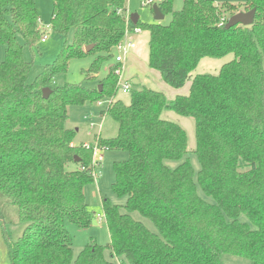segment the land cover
<instances>
[{"label":"trees","instance_id":"obj_1","mask_svg":"<svg viewBox=\"0 0 264 264\" xmlns=\"http://www.w3.org/2000/svg\"><path fill=\"white\" fill-rule=\"evenodd\" d=\"M126 1L52 0L50 27L65 45L28 83L31 63L23 46L32 49L43 36L35 1L0 0V194L24 225L15 240L2 231L9 264H222V255L264 264V0H245L241 8L183 0L179 11L164 0L159 8L171 14L168 25L132 26L148 33V67L174 89L185 85L202 59H234L216 75L193 77L186 96L168 102L148 88L131 90L127 105L117 100L100 112L117 123L118 134L98 137L95 146L127 153L113 165L111 186L126 199L122 206L102 201L109 244L90 241L73 257L65 221L87 229L95 219L84 196L95 182L94 145L73 144L68 110L114 97L119 65L95 88L58 87L54 79L70 59L102 54L91 69L96 73L113 58L125 35ZM252 9L253 25L225 28L232 15ZM164 109L195 122L196 182L188 160L174 169L164 163L187 153L185 131L161 118ZM197 187L214 203L201 198ZM134 212L156 232L134 220ZM242 215L255 229L239 221Z\"/></svg>","mask_w":264,"mask_h":264},{"label":"rangeland","instance_id":"obj_2","mask_svg":"<svg viewBox=\"0 0 264 264\" xmlns=\"http://www.w3.org/2000/svg\"><path fill=\"white\" fill-rule=\"evenodd\" d=\"M161 1V0H160ZM164 1V0H162ZM217 5L243 7L245 0H211ZM143 0H132L130 14H136L139 17L140 24H160L166 26L171 21V14H166L164 18L156 22L153 20L152 6L143 5ZM37 8L40 12L41 23L38 24L39 30L42 35H46L47 39L44 43L40 41L32 49L23 46V41L18 38L21 46H23V58L26 62L31 63L30 74L28 83H31L36 76L47 66L51 65L58 55L63 50L65 40L55 33L50 27V18L52 12V0H36ZM174 11H179L183 7V0H172ZM72 31L66 39L67 44L71 43ZM135 39L132 40L133 48L128 51L125 62L122 65L121 86L124 84L131 85V90H142L148 88L153 91L159 92L165 96L167 101H172L178 96H186L189 93L191 79L196 75H216L221 66L232 61L234 56L228 54L225 57L213 59H202L196 69L191 73V78L180 89H174L166 85L157 71L148 67L147 54H148V41L149 35L147 32H131ZM129 38V34H128ZM102 54L97 52L89 53L80 58L70 59L68 62L67 70L65 73L58 74L54 79V86L61 87L65 84L80 85L82 84L88 88H95L99 86V82L103 80L108 74L109 68L115 65L114 57L117 55L113 50V58L97 67L96 73H92L91 69L94 67L97 59ZM133 58V60H132ZM4 59V47L0 45V61ZM264 66V64H263ZM127 81H125V78ZM133 79L139 81L138 85L132 83ZM114 97L100 101L99 104H84L82 106H72L69 108L67 127L75 132L73 143L75 145H94L95 140L100 137L102 139H113L118 134L117 123L109 116L102 115L101 111H105L110 102L120 100L124 104L130 102V93L122 94L121 90H116ZM161 118L180 126L187 137V153L179 161H165V165L174 169L179 164L188 160L193 172L194 181L200 169L199 161L194 154L196 147L195 141V122L192 118L183 117L171 110L164 109L161 113ZM97 164L94 168L95 182L84 188L85 202L88 211L94 216L92 225L87 229H79L69 221H65V228L71 235L73 257L84 249L90 242H96L100 246H107L110 242L108 230L103 217L102 201L109 199L115 205L122 206L126 198H119L111 191L112 183L114 182L113 165L116 162L124 161L127 159V153L119 151L99 150L96 154ZM197 194L208 203L214 201L206 197L199 187H197ZM0 211L3 215V224L0 223V264H9L6 246L3 239L2 231L12 239L15 240L21 236L24 225L18 221V212L16 207L11 205L9 201L0 194ZM125 213L124 209L120 210ZM132 218L136 221L142 222L150 231L156 232L155 228L150 221L142 218L137 212L131 214ZM97 217L101 218V222L97 221ZM240 222L248 223L251 229L255 226L251 224L245 216H240ZM222 264H250L249 261L234 257L231 255H222Z\"/></svg>","mask_w":264,"mask_h":264},{"label":"built area","instance_id":"obj_3","mask_svg":"<svg viewBox=\"0 0 264 264\" xmlns=\"http://www.w3.org/2000/svg\"><path fill=\"white\" fill-rule=\"evenodd\" d=\"M143 5H149L151 6L153 4V0H143ZM129 18H127V23H126V30H125V35L123 37V39L121 40V42H119L115 48H114V51L116 52V56L114 57V60H115V65H119V68H117L115 70V74L117 75L118 77V82H117V85H116V90L118 91L119 89L121 90L122 94H129L131 92V85L129 84H124L121 86V83H120V80H121V76H122V65L123 63L125 62V59H126V56L128 55V51H130L132 48H133V44H132V40H130L128 38V34L129 32H135V33H139L141 32V30L139 28H133L131 25H130V22H129ZM130 25V26H129ZM46 40V36H42L40 42H44ZM100 102H97V104H99ZM86 148H89L90 146L89 145H84ZM98 149L97 146H94L93 148V160H92V163L94 165V168L97 164H99V161H97V158H96V154L98 152ZM101 150V149H99ZM94 174V173H93ZM104 217V216H103ZM97 221L98 222H101V218L97 217Z\"/></svg>","mask_w":264,"mask_h":264},{"label":"water","instance_id":"obj_4","mask_svg":"<svg viewBox=\"0 0 264 264\" xmlns=\"http://www.w3.org/2000/svg\"><path fill=\"white\" fill-rule=\"evenodd\" d=\"M152 13H153V20L156 22L161 21L164 18V15L161 12V9L157 5H153L152 8ZM255 10L252 9L248 12H239L234 15H232L227 23L225 24L226 29L233 28L235 26H243V27H248L253 25L254 23V16H255ZM138 16L137 15H131L129 20L132 25H135L137 23ZM93 49V46H87L84 48V51L88 53ZM134 85H137V81L134 80L132 82ZM50 90L48 88H45L42 90V96L44 99H47L49 97ZM75 161L77 162V158H75Z\"/></svg>","mask_w":264,"mask_h":264},{"label":"crops","instance_id":"obj_5","mask_svg":"<svg viewBox=\"0 0 264 264\" xmlns=\"http://www.w3.org/2000/svg\"><path fill=\"white\" fill-rule=\"evenodd\" d=\"M35 1V5H36V8H37V4H36V0H34ZM131 2H132V0H127L126 1V17L127 18H130V16L131 15H134V14H130V10H131V8H130V6H131ZM162 2V0L160 1V0H153V3H154V5H157L158 7H159V4ZM214 5H216L217 6V4H215L214 3ZM52 10V9H51ZM37 11H38V14H39V23H41V18H40V12H39V10H38V8H37ZM174 11V10H173ZM239 13V12H238ZM51 14H52V12H51ZM153 14V13H152ZM136 15V14H135ZM50 20H51V18H50ZM130 22V21H129ZM137 22H139V17H138V19H137ZM130 25L131 26H134V25H132L131 23H130ZM131 32H129V39L130 40H133V39H135L134 38V36L133 35H131L130 34ZM44 35V34H43ZM44 36H46V35H44ZM46 39H47V37H46ZM42 43V42H41ZM44 43V42H43ZM132 60H133V58H132ZM125 78V77H124ZM134 80H136L137 81V85L139 84V81L137 80V79H133L132 80V82L134 81ZM125 81H127V78H125ZM69 112V111H68ZM101 116H102V114H101ZM68 119H69V116H68ZM69 128V127H68ZM70 129V128H69ZM72 130V129H71ZM74 144V143H73Z\"/></svg>","mask_w":264,"mask_h":264}]
</instances>
